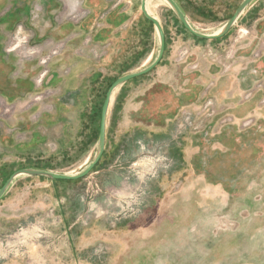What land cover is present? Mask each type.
<instances>
[{
  "label": "rangeland",
  "instance_id": "374dc122",
  "mask_svg": "<svg viewBox=\"0 0 264 264\" xmlns=\"http://www.w3.org/2000/svg\"><path fill=\"white\" fill-rule=\"evenodd\" d=\"M82 1L90 13L98 4ZM104 1L108 10L131 15L126 26L103 34L107 53L95 48L100 44L94 38L86 42L87 32L78 28L64 50L47 60L62 75L56 83L63 90L77 87L83 75L87 85L95 73L85 98L94 104L90 137L79 140L85 133L82 106L61 109L59 121L38 127L48 144L12 146L0 155V185L20 167L71 173L89 161L108 86L156 54L157 36L140 0ZM240 1L177 0L188 20L205 31L225 22ZM148 5L165 33L161 61L116 90L105 150L88 175L51 184L24 176L0 199V264H264V101L253 93L244 97L247 85L264 82V54L253 58L264 37V0L215 40L187 32L163 0ZM6 32L14 44H37L25 24ZM85 44L93 52L87 54ZM53 50L44 47L34 60L40 65ZM255 63L262 76L253 82L247 70ZM30 101H16L14 112L11 106L0 110V124L16 126ZM43 101L34 103L40 115L54 100ZM29 184L34 188L28 190Z\"/></svg>",
  "mask_w": 264,
  "mask_h": 264
},
{
  "label": "crops",
  "instance_id": "0c3cea01",
  "mask_svg": "<svg viewBox=\"0 0 264 264\" xmlns=\"http://www.w3.org/2000/svg\"><path fill=\"white\" fill-rule=\"evenodd\" d=\"M85 1L95 3L98 2V4H93V6L90 5V8L92 9L91 14L88 16L87 19L81 21L78 25H75L70 22H65L61 24L55 23L54 15L60 9L62 0H0L1 97L6 99L7 101L16 102L30 96L36 91L34 85V78L38 74V71L40 69V65L36 60L20 61L16 55L5 52V46L10 36V32L7 33L6 30H10L11 28H13L14 24H25L28 29H30L33 33L34 41L37 44L43 46V49L45 47L46 50L49 48V45L46 43V40L49 39L52 42L57 39L68 41V39L74 38V34L72 35V33L75 32V30H79L81 28L83 31L87 32V34L92 37L91 39L94 38L100 44L99 46L97 44H94L95 48H102L101 50L104 51L103 53H107L110 44L109 42H105L103 34L109 32L112 28L116 29L120 27L122 28V26H126L127 22H129L131 15L127 11L121 10L120 8H112L108 10V5L102 4L106 3L104 0H84V2ZM261 1L262 0H254L242 13L236 25L239 22H242L243 20L247 19L248 14L251 13V10H253L258 4H260ZM35 7H38V10H35ZM103 17H105L104 24L102 23L100 27H97L96 23L101 22L100 20ZM138 23L140 24L139 21ZM193 26L195 27V25ZM218 27H216L212 31L216 30ZM87 46L88 45H85L84 47L85 52H88L87 54H90L91 48ZM94 75L95 73H92L90 75V77L88 78L87 85H85V75H83L81 82L79 85H77V87H75L74 89L63 90L59 88L56 83L58 79H61L62 75L60 74L59 70L52 69L47 79L46 85L51 86L53 88L55 87V90L57 92V94L51 98L54 100L53 108L54 103L57 104V114H55L52 110L51 112L44 113L43 115L41 114V117H39L38 119L32 120V116L30 113H35L39 111L38 106H33L31 109H29V111L20 113L23 114L24 119H20L17 122L16 126H11L10 122L8 121H1L0 142L2 143V146L0 149V155H3L5 152L9 153L7 151L12 146L17 149L23 150L37 147L42 143L44 145L48 144V136L44 132L40 131L38 127L40 126V124H43V122L54 123L59 121L61 119V116L59 115L61 109H67L69 108V106H82V109H80L78 116L80 118L81 115H84L82 118L83 120L81 119L82 121H80L79 124L81 125L80 129L83 127L85 128V133L79 136L81 137L79 140H88V138L90 137V130L92 129L90 125L91 117H89V114L91 113L90 111H92V105L94 104H92V102L87 103V100H85V98L87 99L89 97V81L90 78ZM65 126L67 130L68 128L73 130V126H71L70 123H66ZM22 178H24V176L15 179L14 183L11 185L7 192H9V190H12L13 192L12 186H14L15 183L17 181H20V179ZM48 182L52 183V180H49ZM25 187L28 190L34 188L30 184ZM7 192L5 194H7Z\"/></svg>",
  "mask_w": 264,
  "mask_h": 264
},
{
  "label": "water",
  "instance_id": "95a60500",
  "mask_svg": "<svg viewBox=\"0 0 264 264\" xmlns=\"http://www.w3.org/2000/svg\"><path fill=\"white\" fill-rule=\"evenodd\" d=\"M148 1L149 0H140L139 9L141 14L149 20L155 30L157 36V51L156 54L148 60L141 68L129 71L127 73L121 74L118 76L108 87L105 93L104 100L101 105L100 110V119H99V128H98V136L96 142V148L92 158L87 161L83 166H81L78 170L69 173V172H55L52 170L41 169L36 167H21L14 170L11 175L6 179V181L0 186V199L4 196V194L8 191L11 185L14 183L15 179L22 176H37L40 178H45L49 180H77L88 175L91 170L96 166L98 161L100 160L104 150L106 143V133H107V118L109 114V109L112 103L113 96L116 90L121 87L124 83L129 80H132L136 77L145 75L149 73L157 64L161 61L164 50H165V33L163 29V25L159 18L151 13L148 9ZM168 8L172 11V13L176 16V18L181 22L183 27L192 34L193 36L205 39V40H215L226 35L237 23L238 19L245 11V9L254 1V0H241L237 7L234 9L231 16L225 20L216 30L214 31H205L199 30L195 28L187 19L186 15L182 11L179 6L177 0H163ZM35 10H38V7H35ZM258 61V60H257ZM253 76V82L260 80L262 75L260 71L259 64H253L247 70ZM251 85H247L245 87L246 90L251 89Z\"/></svg>",
  "mask_w": 264,
  "mask_h": 264
},
{
  "label": "built area",
  "instance_id": "2783aa9c",
  "mask_svg": "<svg viewBox=\"0 0 264 264\" xmlns=\"http://www.w3.org/2000/svg\"><path fill=\"white\" fill-rule=\"evenodd\" d=\"M89 9L85 8L83 5L82 0H62L60 9L55 13L54 15V21L57 24L65 23V22H70L72 24H78L81 21L85 20L88 18L90 15ZM102 25L101 22L96 23L97 27H100ZM22 27L21 25L18 26V33L22 32L21 31ZM91 36L88 35L86 38V42L90 43L91 42ZM12 38H10L5 46V52L6 53H12L18 57L20 61H29V60H34L37 58L39 55H41V51L43 50V47L39 44L30 46L28 41L24 40L23 42L21 41L20 43L14 44L11 41ZM260 42H258V46L253 52V58L259 59L260 57L263 56L264 54V37L259 39ZM46 43L49 45V48L51 47H56V50H53L50 52V55L48 57H44L39 60V63L42 67V70L38 73L37 76L34 78V85L35 89L37 92L32 93L30 96L27 97V100H31L28 102L25 106V109L23 111L31 109L34 105L35 102L38 101V104L41 102H44V99H51L54 97L57 92L55 88L51 86L46 85V81L50 75L51 69L48 66L47 60L50 58V56H54L55 54H60L64 48H65V40H62L59 44H54L50 40H46ZM87 45V44H85ZM91 52L92 49H91ZM104 51L102 50V53ZM40 58V57H39ZM257 90H262V96H263V101H264V82L263 81H258L253 87L247 91L245 94V98H248L254 91ZM26 99V98H25ZM33 101V102H32ZM32 102V103H31ZM45 103V102H44ZM52 104H45L43 110L46 112H51L53 110V102ZM18 102H12L11 104L6 103L5 100L0 97V110L6 111L8 110V106L13 107L11 110L14 112L16 107H17ZM40 111L35 112L32 115V119H38L40 117ZM246 125H250V120L247 121Z\"/></svg>",
  "mask_w": 264,
  "mask_h": 264
},
{
  "label": "trees",
  "instance_id": "16d2710c",
  "mask_svg": "<svg viewBox=\"0 0 264 264\" xmlns=\"http://www.w3.org/2000/svg\"><path fill=\"white\" fill-rule=\"evenodd\" d=\"M145 19H146V18H145ZM146 20H147V19H146ZM147 21L150 22L149 20H147ZM150 23H151V22H150ZM151 24H152V23H151ZM224 36H225V35H224ZM199 39H200V38H199ZM201 40H205V39H201ZM116 78H117V77H116ZM116 78H115V79H116ZM136 78H137V77H136ZM115 79H114V80H115ZM114 80H113V81H114ZM113 81H112V82H113ZM112 82H111V83H112ZM111 83H110V84H111ZM124 84H125V83H124ZM109 86H110V85H109ZM109 86H108V87H109ZM107 89H108V88H107ZM105 93H106V92H105ZM120 95H121V92L118 93V94L116 95V97L118 98ZM103 100H104V99H103ZM102 102H103V101H102ZM101 105H102V104H101ZM100 110H101V107H100ZM99 119H100V112H99ZM97 136H98V134H97ZM14 170H15V169H14ZM14 170H11V171L8 172L7 174H5V176H4V180H3L2 184L6 181V179L11 175V173H12ZM53 181H55V180H53ZM2 184H1V185H2ZM1 185H0V186H1Z\"/></svg>",
  "mask_w": 264,
  "mask_h": 264
},
{
  "label": "flooded vegetation",
  "instance_id": "af4514ba",
  "mask_svg": "<svg viewBox=\"0 0 264 264\" xmlns=\"http://www.w3.org/2000/svg\"><path fill=\"white\" fill-rule=\"evenodd\" d=\"M46 82H47V81H46ZM261 92H262V90H257V92L254 91L252 97L255 96V95H258V98H260V97L262 96V93H261ZM249 97H251V95H250ZM249 97H248V98H245L246 101L249 100ZM252 97H251V98H252ZM259 101H260V100H259ZM253 126H254V125H253ZM250 127H252V125H251V126L249 125V127H245V128L248 129V128H250Z\"/></svg>",
  "mask_w": 264,
  "mask_h": 264
},
{
  "label": "bare ground",
  "instance_id": "6f19581e",
  "mask_svg": "<svg viewBox=\"0 0 264 264\" xmlns=\"http://www.w3.org/2000/svg\"><path fill=\"white\" fill-rule=\"evenodd\" d=\"M196 28V27H195ZM74 172V171H73ZM72 173V172H71Z\"/></svg>",
  "mask_w": 264,
  "mask_h": 264
}]
</instances>
